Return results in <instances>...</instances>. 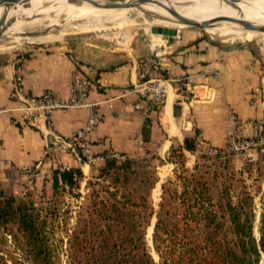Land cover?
<instances>
[{
  "label": "crops",
  "instance_id": "1",
  "mask_svg": "<svg viewBox=\"0 0 264 264\" xmlns=\"http://www.w3.org/2000/svg\"><path fill=\"white\" fill-rule=\"evenodd\" d=\"M163 41L157 58L143 38L119 48L98 36H74L30 48L26 56L0 57V186L4 191L23 196L45 188L49 194L52 185V164L44 162L34 168L43 160L47 146L45 126L14 118L20 116L11 95L20 58L28 95L52 89L65 101L75 72L90 80L86 102L98 105L103 116L86 137L92 156L110 150L118 155L165 158L173 144H183L197 129L199 148L225 149L231 113L241 120V134L253 136L256 123L264 120V57L245 44L188 31L178 30ZM154 58L161 64V75L183 77L184 92L193 91L197 97L187 101L171 89L162 107H151L146 113L138 109L141 96L135 85L143 66ZM88 116L87 106L59 109L51 114L50 122L58 135L72 136L85 126ZM62 158L84 173L94 165L86 160L81 163L68 152ZM97 163L103 165L104 160ZM27 168L34 170L27 173Z\"/></svg>",
  "mask_w": 264,
  "mask_h": 264
},
{
  "label": "trees",
  "instance_id": "2",
  "mask_svg": "<svg viewBox=\"0 0 264 264\" xmlns=\"http://www.w3.org/2000/svg\"><path fill=\"white\" fill-rule=\"evenodd\" d=\"M238 44L256 52L250 43ZM199 134L197 129L183 144L171 146L168 161L176 165L175 173L162 184L158 208L150 201L158 178L148 161L105 151L104 165L87 181L88 194L71 233V209L63 210V201L66 192L81 196V167L53 168L52 198L46 205L32 194L19 197L0 186V264H62V232L67 264H264V190L259 186L253 193L245 185L233 195L225 182L217 186L227 173L208 176L212 172L198 162L190 170L186 153L200 150ZM227 153L219 149L215 155ZM154 217L150 246L147 230ZM9 236L13 246L23 248L22 257L15 255Z\"/></svg>",
  "mask_w": 264,
  "mask_h": 264
},
{
  "label": "rangeland",
  "instance_id": "3",
  "mask_svg": "<svg viewBox=\"0 0 264 264\" xmlns=\"http://www.w3.org/2000/svg\"><path fill=\"white\" fill-rule=\"evenodd\" d=\"M67 1V2H65ZM243 3L244 7L251 11H263L264 0H244L251 4L248 6L243 0H238ZM235 0L234 2H238ZM94 2H102L101 0H45L36 4L35 12L40 11V15L35 19L36 23L27 22L20 33L17 34H6L0 39V57H10L15 54L27 55L30 48L36 46H43L47 44H55L65 41L68 38L74 36H98L108 40V42L119 48H126L131 43L140 38L146 40L148 44H151L154 48L159 38H153L151 34L141 36L142 32H150L147 28L159 26L157 19L153 17V13L140 10V9H127L129 7L119 8H99L96 7ZM198 3L215 7L217 4H229L221 0H207L197 1ZM66 3V4H65ZM215 4V5H214ZM232 4V3H231ZM25 5V2L23 3ZM214 5V6H212ZM221 8V7H220ZM217 12V11H215ZM180 13V12H178ZM45 17V19H44ZM30 24V25H29ZM180 31H188L192 33L202 34L207 37L214 38L216 40H227L232 43H250L256 50L260 57H264V35L257 36L251 39L245 38L246 33L240 36L225 35V32L219 30L217 32L209 33L205 29L199 26H185L177 27ZM127 33L129 39L119 40L118 36L121 33ZM244 37V38H243ZM169 37L163 36L165 40ZM243 38V39H241ZM161 39V44L165 42ZM206 147L205 150H207ZM264 144L260 145L256 152V158L250 160L244 156L241 152L229 151L223 155V158H218L215 154H206V160L202 157L203 149L197 150V152H187V167L193 170L197 162L202 165L203 171L212 172L208 176H211L214 172L227 173V176L220 177L218 179L217 186L221 188L224 182L230 186L233 195H237L244 186H250V190L253 193L257 192L259 186L264 190ZM169 154L165 157H159L155 154L148 156L139 157L140 160L146 159L150 165L151 170H155L157 173L158 181L151 191L150 201L158 208L161 200L162 184L169 178L174 177L176 165L168 161ZM101 163L94 164L91 171H87L85 179L82 181L81 196L77 197L70 193L66 194V199L63 201V210L69 206L71 213L69 214V225L68 231L72 232V226L75 224L77 219V212L80 209L79 206L82 202H85V195L88 194L86 189L87 181L94 176H97L101 167ZM227 165V166H226ZM45 189V188H43ZM43 189L40 192H27L26 194H32L35 197V202L39 205H46L47 200L52 198V188L48 189L50 192L44 193ZM217 192V189H216ZM158 196L156 197V195ZM25 195V194H24ZM23 195V196H24ZM22 197V196H19ZM261 193L256 195V202L260 205ZM156 218H153L151 226L147 230V239L150 246L152 240V226L155 224ZM258 224V220L256 221ZM258 235V227L255 229ZM64 244L63 250H60L62 264H67V235L63 233ZM10 237V236H9ZM10 243L12 248L16 249L15 255L22 257V247L13 246V242ZM155 259L159 261V255L152 251Z\"/></svg>",
  "mask_w": 264,
  "mask_h": 264
},
{
  "label": "built area",
  "instance_id": "4",
  "mask_svg": "<svg viewBox=\"0 0 264 264\" xmlns=\"http://www.w3.org/2000/svg\"><path fill=\"white\" fill-rule=\"evenodd\" d=\"M163 37V36H162ZM168 39V38H167ZM155 58L162 52V46L154 47ZM154 58L150 63L143 66L139 81L135 85L140 93V100L136 103L138 109L147 112L151 107H162L167 99L169 90L175 89L180 98L192 101L197 94L193 91L183 90V77H165L161 75V64ZM22 58L16 64L15 76L12 84V97L17 101L15 112L20 113L18 118L25 123L36 127L42 124L45 126L47 136V146L43 156L34 168L39 167L44 162L52 164L53 168L67 169L68 164L63 161L62 154L71 153L79 161H82V155L86 162L95 164L104 160V156L95 157L90 155V148L86 137L101 122L103 116L98 105L87 103V97L91 91L90 80L79 72L73 75V81L70 89V97L63 101L55 90L49 89L38 95H28L25 92L24 66ZM87 106L89 110L88 121L85 126L72 136L58 135L50 122L51 114L59 109H74ZM230 130L228 132V144L223 151L241 152L250 160L256 158V152L260 145L264 144V120L256 123L255 134L246 137L241 134V120L235 113L229 116ZM208 153L217 154L219 149L208 147ZM115 155H118L115 153ZM34 168H27V173H32Z\"/></svg>",
  "mask_w": 264,
  "mask_h": 264
},
{
  "label": "bare ground",
  "instance_id": "5",
  "mask_svg": "<svg viewBox=\"0 0 264 264\" xmlns=\"http://www.w3.org/2000/svg\"><path fill=\"white\" fill-rule=\"evenodd\" d=\"M45 0H19L7 16V25L5 27L6 34H17L20 33L24 28V25L30 21V23H36L35 19L40 15V11L35 12L36 4L42 3ZM104 2L105 0H101ZM163 6H159L155 3L149 2V0H126V4L122 7H129L127 9H140L148 12L161 13L173 20H177L180 16H187L192 18L193 21L198 22L206 28L205 30L209 33L217 32L222 30L225 35H236L240 36L246 33L245 38L251 39L257 36L264 35V32L245 30L238 23L229 22L226 20L214 21V19L219 17H233L241 20H249L253 23L264 25V10L263 11H251L244 7L243 3L234 2L232 4H217L214 8L202 5L197 1L202 0H159ZM207 1V0H203ZM244 1V0H243ZM3 0H0V5ZM25 2V5L23 3ZM67 2V1H65ZM248 6L251 4L247 3ZM66 4V3H65ZM215 5V4H214ZM212 5V6H214ZM221 7V8H220ZM217 11V12H215ZM180 12V13H178ZM3 16V9L0 6V21ZM45 19V17H44ZM157 24L160 26L167 27H181L183 24L168 22L157 19ZM28 25V24H26ZM30 25V24H29ZM150 32H145L146 34H151L153 38H159L155 47L162 46L161 39L162 35L153 34L151 32V27L147 28ZM119 40L129 39V35L121 33L118 36ZM244 38V37H243ZM241 38V39H243ZM163 40V39H162ZM264 45V44H263ZM158 194L156 195V197ZM156 257V256H155ZM157 258V257H156Z\"/></svg>",
  "mask_w": 264,
  "mask_h": 264
},
{
  "label": "water",
  "instance_id": "6",
  "mask_svg": "<svg viewBox=\"0 0 264 264\" xmlns=\"http://www.w3.org/2000/svg\"><path fill=\"white\" fill-rule=\"evenodd\" d=\"M18 1L19 0H3V2L0 5L3 9V16H2V19L0 21V39L4 37V33H5L4 31H5V27L7 25L8 13L12 10V8L16 5V3ZM125 1L126 0H105L104 2H94L93 4L99 8L111 9V8L122 7L123 5L126 4ZM221 1L231 4L235 0H221ZM149 2L155 3L159 6H163V4L159 0H149ZM152 13H153V17L156 19H159V20L179 23V24H183L185 26H199L203 29H206L204 27V25L193 21L192 18H189L187 16H180L179 18H177V20H173V19H171V18H169V17H167L161 13H157V12H152ZM222 20L238 23L245 30L264 32V25L256 24V23H253L249 20H241V19H237V18H233V17H219V18L214 19V21H222ZM151 32L153 34H160L162 36H167L169 38H173L174 36L177 35L178 29H177V27H167V26H160L159 25V26L152 27ZM145 35H146L145 32L141 33L142 37ZM153 229H154V225L152 226V232H153ZM151 243H153L152 240H151Z\"/></svg>",
  "mask_w": 264,
  "mask_h": 264
}]
</instances>
